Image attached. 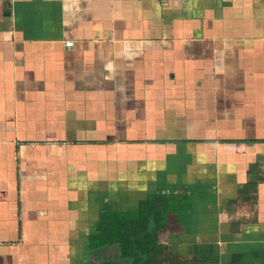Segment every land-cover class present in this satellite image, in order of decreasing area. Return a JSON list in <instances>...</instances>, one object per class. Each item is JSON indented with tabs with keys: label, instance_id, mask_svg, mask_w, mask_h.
<instances>
[{
	"label": "crops",
	"instance_id": "1",
	"mask_svg": "<svg viewBox=\"0 0 264 264\" xmlns=\"http://www.w3.org/2000/svg\"><path fill=\"white\" fill-rule=\"evenodd\" d=\"M108 217L264 264V0H0V264H86Z\"/></svg>",
	"mask_w": 264,
	"mask_h": 264
},
{
	"label": "trees",
	"instance_id": "2",
	"mask_svg": "<svg viewBox=\"0 0 264 264\" xmlns=\"http://www.w3.org/2000/svg\"><path fill=\"white\" fill-rule=\"evenodd\" d=\"M154 227V226H153ZM95 239L89 251L86 264H197V260L185 261L178 256L166 255L165 249L157 245L155 227L146 223L118 224L114 217L107 218V224ZM258 253L231 255L229 264H252L258 260ZM244 259V260H243ZM248 259V260H250Z\"/></svg>",
	"mask_w": 264,
	"mask_h": 264
},
{
	"label": "built area",
	"instance_id": "3",
	"mask_svg": "<svg viewBox=\"0 0 264 264\" xmlns=\"http://www.w3.org/2000/svg\"><path fill=\"white\" fill-rule=\"evenodd\" d=\"M71 45H72L71 42L66 43V46H67V47H70Z\"/></svg>",
	"mask_w": 264,
	"mask_h": 264
},
{
	"label": "rangeland",
	"instance_id": "4",
	"mask_svg": "<svg viewBox=\"0 0 264 264\" xmlns=\"http://www.w3.org/2000/svg\"><path fill=\"white\" fill-rule=\"evenodd\" d=\"M152 228H154L153 226H152ZM244 260V259H243ZM246 262H249V260H246ZM247 264V263H246ZM249 264V263H248Z\"/></svg>",
	"mask_w": 264,
	"mask_h": 264
},
{
	"label": "flooded vegetation",
	"instance_id": "5",
	"mask_svg": "<svg viewBox=\"0 0 264 264\" xmlns=\"http://www.w3.org/2000/svg\"><path fill=\"white\" fill-rule=\"evenodd\" d=\"M256 264H259V262H258V263H256Z\"/></svg>",
	"mask_w": 264,
	"mask_h": 264
}]
</instances>
